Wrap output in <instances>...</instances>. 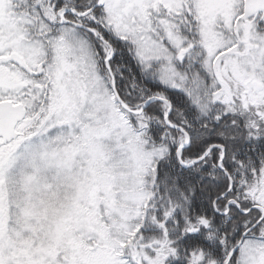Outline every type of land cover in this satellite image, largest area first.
I'll return each instance as SVG.
<instances>
[{
	"label": "snow or ice",
	"instance_id": "1",
	"mask_svg": "<svg viewBox=\"0 0 264 264\" xmlns=\"http://www.w3.org/2000/svg\"><path fill=\"white\" fill-rule=\"evenodd\" d=\"M0 264H264V0H0Z\"/></svg>",
	"mask_w": 264,
	"mask_h": 264
}]
</instances>
